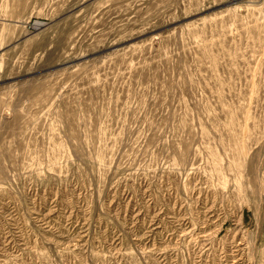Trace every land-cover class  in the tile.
I'll use <instances>...</instances> for the list:
<instances>
[{
    "label": "rangeland",
    "instance_id": "obj_1",
    "mask_svg": "<svg viewBox=\"0 0 264 264\" xmlns=\"http://www.w3.org/2000/svg\"><path fill=\"white\" fill-rule=\"evenodd\" d=\"M0 264H264V0H0Z\"/></svg>",
    "mask_w": 264,
    "mask_h": 264
}]
</instances>
